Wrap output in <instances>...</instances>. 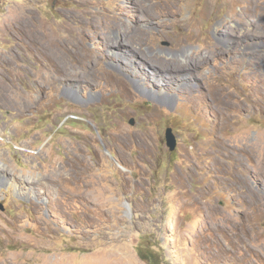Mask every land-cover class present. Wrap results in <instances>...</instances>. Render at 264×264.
Wrapping results in <instances>:
<instances>
[{
  "label": "rangeland",
  "instance_id": "rangeland-1",
  "mask_svg": "<svg viewBox=\"0 0 264 264\" xmlns=\"http://www.w3.org/2000/svg\"><path fill=\"white\" fill-rule=\"evenodd\" d=\"M140 248L264 264V0H0V264Z\"/></svg>",
  "mask_w": 264,
  "mask_h": 264
},
{
  "label": "trees",
  "instance_id": "trees-1",
  "mask_svg": "<svg viewBox=\"0 0 264 264\" xmlns=\"http://www.w3.org/2000/svg\"><path fill=\"white\" fill-rule=\"evenodd\" d=\"M138 256L141 261L145 262L146 264H162L155 253L152 251H148L146 249L140 248L137 251Z\"/></svg>",
  "mask_w": 264,
  "mask_h": 264
},
{
  "label": "water",
  "instance_id": "water-1",
  "mask_svg": "<svg viewBox=\"0 0 264 264\" xmlns=\"http://www.w3.org/2000/svg\"><path fill=\"white\" fill-rule=\"evenodd\" d=\"M165 137L166 146L173 151L176 148V139L170 128L166 129Z\"/></svg>",
  "mask_w": 264,
  "mask_h": 264
},
{
  "label": "bare ground",
  "instance_id": "bare-ground-1",
  "mask_svg": "<svg viewBox=\"0 0 264 264\" xmlns=\"http://www.w3.org/2000/svg\"><path fill=\"white\" fill-rule=\"evenodd\" d=\"M129 45V44H128ZM131 46V45H130ZM132 51V50H131ZM129 52H130V50H129ZM135 52V51H134ZM140 53V52H139ZM131 55H134V57H135V53L134 54H132V52H131ZM140 56H141V54H140ZM140 58H142V57H140ZM144 59V58H143ZM144 62H147V61H144ZM152 65V64H151ZM155 66V65H154ZM166 69V68H165ZM142 91V90H141Z\"/></svg>",
  "mask_w": 264,
  "mask_h": 264
},
{
  "label": "built area",
  "instance_id": "built-area-1",
  "mask_svg": "<svg viewBox=\"0 0 264 264\" xmlns=\"http://www.w3.org/2000/svg\"><path fill=\"white\" fill-rule=\"evenodd\" d=\"M23 151V150H22ZM29 152H31V151H29Z\"/></svg>",
  "mask_w": 264,
  "mask_h": 264
}]
</instances>
